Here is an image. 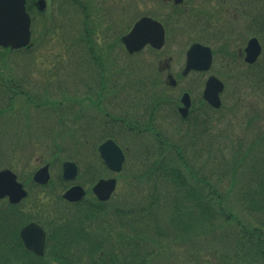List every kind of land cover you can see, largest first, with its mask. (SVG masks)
Masks as SVG:
<instances>
[{
	"label": "rangeland",
	"instance_id": "374dc122",
	"mask_svg": "<svg viewBox=\"0 0 264 264\" xmlns=\"http://www.w3.org/2000/svg\"><path fill=\"white\" fill-rule=\"evenodd\" d=\"M53 1L44 16L36 14V19L34 18L31 24L32 49L30 52L28 51L30 54L25 56L20 54L19 59L7 57L8 61L0 62V79L7 77L14 82H20L16 89L22 90L24 94L47 95L49 96L46 97L47 99H56L57 101L60 100L62 93L59 90V85H62V91L67 92V96L80 97L88 89H92L89 91L90 95L94 94L95 89L100 85L96 88L90 87V85L99 83L100 74L103 75V80H108L103 90L106 97V101L103 100L105 102L102 104L103 111L101 109L97 111L94 106L84 101L80 104L82 110L80 117L83 119L77 126L84 127L83 132L95 133L100 129L102 123H110L116 141L127 153L121 172L112 175L110 172L104 171L100 175V177L115 176L117 178L116 190L109 200L110 203H117L124 196L127 197V200L137 197L139 184L136 176L143 167L144 158L147 160L150 156L146 157L144 151L147 148L155 147L156 142L152 132L134 133L128 125L126 126L120 120H114L115 118L122 119L123 117L131 123L130 126L132 124L139 126L142 122L147 121L152 113V117L154 114V128L159 131V135L174 140L184 137L186 130H188L187 133L193 131L200 138L199 142L196 141V146H199L202 140L204 142L205 139L206 141L212 139L210 140L211 144H216V142L219 143V146L224 144V147L220 148L230 149L231 146L236 147L238 143L244 144L243 147H246L247 144L254 141L253 139H256L259 132L264 134V83H257L252 72L255 70L257 73L261 70L260 74L264 80V27L259 26L256 21V19L264 20V0H186L185 9L187 12L174 13L173 20L167 23L168 37L164 47L159 51L145 47L139 54L132 57H128L122 51L119 36L125 33L129 27L128 24L132 25L140 16L149 14L150 16L155 15L160 21L164 20L168 6L166 3H162L160 0H114L113 2L112 0H81L87 10L86 21L84 15L78 11V7L70 1ZM85 2H89V4L87 5ZM68 3L71 5L68 6ZM123 3H135L137 8L133 5L132 9V5H128L132 12H127V21H115L114 29L110 26V32H108L107 27L111 24L110 19L106 12L102 17L103 13L98 10H106L109 5L113 4L116 11H119L121 5H124ZM258 5H262V7L255 12L253 7ZM134 8L136 9L134 10ZM199 9L203 10L198 12ZM206 12V22L210 24L208 29L201 26L205 25ZM198 13L200 14L199 20L196 17ZM84 25L88 29L92 55L100 56L98 58L101 59L102 67L98 68L97 64L94 65L89 60L91 55H88L84 50L81 42L82 32L80 33V29H83ZM211 25H216V27L224 25L220 31L221 35L214 39L210 36L212 35ZM94 27H97L96 31H93ZM113 32H115V39ZM102 34L105 36L109 34L111 38H109V42L113 40L109 46H105L107 43H103L106 41L99 40ZM251 36L257 37L259 43L262 44L261 53L254 63L247 64L243 62V57L239 56L237 50L242 48ZM194 41L206 43L213 48L215 55L211 69L206 73H190L186 78H179L178 73L183 67L185 50ZM221 41L226 43L222 55L217 51ZM111 51L112 53H110ZM16 55L18 56V54ZM116 55L118 59L115 58ZM107 61H109L108 66ZM160 62L166 66L169 65L168 69L159 68ZM168 73L177 76L178 84L174 88L167 85L166 75ZM208 73L216 75L224 83L221 107L215 110L203 105L204 108L198 110L202 100L201 91ZM119 82L123 84V87L116 92L115 84ZM1 84H5L4 78L0 80V87ZM13 88L10 86L8 91L1 89L0 92L7 95L12 92ZM185 89L190 91L192 97V111L188 119L193 123V127L189 122L188 127L183 129L189 120L181 121L175 108ZM52 94L54 98L51 97ZM108 99H110L109 103ZM15 100L13 111L17 114L9 116L0 123V131L5 130L3 135L0 134V140L2 139L0 160L2 167L18 170L20 181H26L38 165L45 162L52 153L51 142L46 139L54 136L53 133L52 137L51 133H47L49 128L54 127V119H52V115L48 114L53 111L50 106L47 108L36 107L31 110L29 104L25 102V95H19ZM64 105L66 106V104ZM63 109L62 106L60 110ZM73 110L68 113L70 114ZM30 117L33 118V123H30ZM196 118L201 120L205 130L198 128L199 125L196 130L194 129ZM67 119L63 121L64 128L68 124L69 120ZM55 131L57 132V129ZM62 133L60 141L72 145L73 149L66 146L65 153L58 155L57 160H63L65 155L71 156L76 152L72 160L80 165V170L87 161L98 163L96 155H93L95 141L92 140L91 145L88 142L87 149L81 144L83 141L79 138L77 140L78 147L75 148V145L70 143L73 142L74 135H70L65 129ZM150 159L148 158L147 162ZM192 162L196 161L192 159ZM81 173L84 171L79 172V175ZM89 175L91 173L87 174V176ZM77 182L86 188L87 197L92 198L90 188L93 182L88 180L84 182V178L81 176ZM224 186L223 184L222 190ZM61 191L53 184L48 189L36 188L35 190L33 188L25 200L19 204L18 212L32 218L31 220L44 223L46 226L48 224L58 225L61 221L59 217L65 215L64 218H67V212H63V210H73L71 205L59 198ZM239 211L237 210V213ZM11 214L4 211L0 213V236L3 235L4 238L9 232ZM14 225H18L16 219ZM174 247H177L178 250L185 246L176 244ZM155 263L174 264L172 259L170 260V256L164 252L156 256Z\"/></svg>",
	"mask_w": 264,
	"mask_h": 264
},
{
	"label": "trees",
	"instance_id": "16d2710c",
	"mask_svg": "<svg viewBox=\"0 0 264 264\" xmlns=\"http://www.w3.org/2000/svg\"><path fill=\"white\" fill-rule=\"evenodd\" d=\"M151 114L139 126L114 119L156 138L144 152L151 159L143 157L136 198L75 204L50 230L43 256L15 236L16 247H0V264H157L162 252L174 264H264V134L246 147L220 148L212 139L196 146L193 131L159 135ZM109 124L100 125L98 141L113 136Z\"/></svg>",
	"mask_w": 264,
	"mask_h": 264
},
{
	"label": "water",
	"instance_id": "95a60500",
	"mask_svg": "<svg viewBox=\"0 0 264 264\" xmlns=\"http://www.w3.org/2000/svg\"><path fill=\"white\" fill-rule=\"evenodd\" d=\"M25 0H0V45L11 48H18L28 43L30 38L29 23L30 19L25 12ZM43 4L38 2L39 7ZM163 30L161 26L150 20L142 18L137 21L131 31L123 37L126 47L137 50L146 42L154 47L162 44ZM247 62H253L260 51V47L255 38H251L245 48ZM211 60L208 47L198 43L192 44L186 52V62L184 72L190 69L206 70ZM172 83V82H171ZM222 89V83L215 77L210 76L205 82L203 98L214 107L220 104L218 93ZM185 107L180 108L182 115H185L188 105V96L184 94L181 98ZM98 152L104 164L113 171H119L124 156L120 148L110 139L105 140L98 146ZM76 174V167L73 162L62 164V176L64 179L72 180ZM34 180L39 183L46 182L48 178L46 166L37 170ZM115 180L99 179L92 187L93 193L99 200H106L113 191ZM80 186H73L63 193V197L69 201H77L83 195ZM26 192L20 183L15 181V176L9 170L0 171V197L7 195L11 202L19 201ZM20 238L28 250L36 255H42L44 251L45 233L36 223H28L20 229Z\"/></svg>",
	"mask_w": 264,
	"mask_h": 264
},
{
	"label": "flooded vegetation",
	"instance_id": "af4514ba",
	"mask_svg": "<svg viewBox=\"0 0 264 264\" xmlns=\"http://www.w3.org/2000/svg\"><path fill=\"white\" fill-rule=\"evenodd\" d=\"M114 0H112V2H113ZM111 2V3H112ZM160 2H162V3H166L169 7H170V9H172V7L174 8V4L172 3V1L171 0H160ZM124 5H121V9L118 11H116V9H115V7H114V5L113 4H111V5H109V8H108V11H107V15H109L110 16V22H112V24H111V26H112V29H113V27H114V24H115V19H116V21H121V20H125V22L127 21V16H128V13L127 12H130V9H129V6L127 5V4H125V3H123ZM122 11V12H121ZM98 12H99V10H98ZM126 13H127V15H126ZM130 15V14H129ZM165 16H167L168 18L170 17V14H166ZM139 18V17H138ZM128 26H129V24H128ZM113 31V30H112ZM110 32V31H109ZM124 34V33H123ZM114 35V34H113ZM114 37V36H113ZM109 34H108V36H100L99 37V40L101 39V40H103V41H106V42H103V43H107V44H105V46H109V44H111L110 42H109ZM111 39V38H110ZM124 47V46H123ZM145 47V46H144ZM143 47V48H144ZM142 48V49H143ZM101 49H103V48H101ZM125 49V48H124ZM98 51H99V49H97ZM107 50V49H106ZM113 50V49H112ZM110 53H112V51L110 52ZM128 53V52H127ZM138 53H140V52H138ZM98 54H99V52H98ZM98 57H100L99 55H98ZM96 58L97 59V65H98V68L101 66L102 67V62H101V59L100 58ZM114 57V56H113ZM103 61V60H102ZM108 63H109V61H107V66H108ZM168 65V64H167ZM169 66V65H168ZM168 66H166V64L164 65V64H161V62H160V65H159V68H163V69H168ZM109 69V68H108ZM0 169H2V167L0 166ZM0 201H6V199H4V200H0ZM14 219L13 218H9V232L7 233V235H6V237H8L7 238V241H8V243L7 242H5V243H2V239H0V243L4 246V247H16L17 245V243L15 242L16 240H17V237L16 238H14L15 236H17V225L15 226L14 225ZM11 223H12V225H11ZM10 225H11V228H10Z\"/></svg>",
	"mask_w": 264,
	"mask_h": 264
}]
</instances>
